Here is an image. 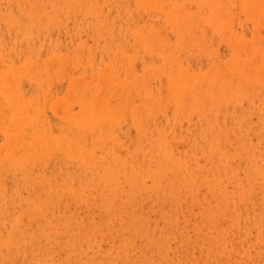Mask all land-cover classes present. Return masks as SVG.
I'll return each instance as SVG.
<instances>
[{"label":"rangeland","instance_id":"1","mask_svg":"<svg viewBox=\"0 0 264 264\" xmlns=\"http://www.w3.org/2000/svg\"><path fill=\"white\" fill-rule=\"evenodd\" d=\"M0 264H264V0H0Z\"/></svg>","mask_w":264,"mask_h":264},{"label":"bare ground","instance_id":"2","mask_svg":"<svg viewBox=\"0 0 264 264\" xmlns=\"http://www.w3.org/2000/svg\"><path fill=\"white\" fill-rule=\"evenodd\" d=\"M85 60V59H84ZM114 79V78H113ZM85 88V87H84ZM104 88V87H103ZM78 91V90H77ZM98 100V99H97ZM102 103V102H101ZM103 105V104H102ZM105 111V110H104ZM106 113V112H105ZM111 118V117H110ZM69 119V118H68ZM83 123V122H82ZM140 123V122H139ZM84 124V123H83ZM75 149V148H74Z\"/></svg>","mask_w":264,"mask_h":264}]
</instances>
